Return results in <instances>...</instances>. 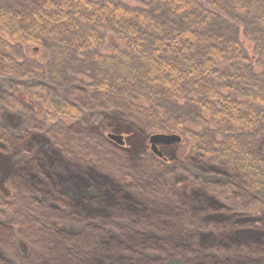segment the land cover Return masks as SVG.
Wrapping results in <instances>:
<instances>
[{"label": "trees", "instance_id": "trees-1", "mask_svg": "<svg viewBox=\"0 0 264 264\" xmlns=\"http://www.w3.org/2000/svg\"><path fill=\"white\" fill-rule=\"evenodd\" d=\"M52 61L73 81L46 119L14 80L42 84ZM99 113L180 134V171L220 179L177 182L164 154L110 141ZM0 141L8 264H264V234L239 231L264 232V0H0ZM209 225L217 259L195 247Z\"/></svg>", "mask_w": 264, "mask_h": 264}, {"label": "rangeland", "instance_id": "rangeland-1", "mask_svg": "<svg viewBox=\"0 0 264 264\" xmlns=\"http://www.w3.org/2000/svg\"><path fill=\"white\" fill-rule=\"evenodd\" d=\"M123 1L129 2V0H123ZM31 48L32 47H29L30 50ZM29 53L31 54V52ZM11 55L12 57H19L20 54L17 52H13V54ZM36 56L37 57L43 56V53L37 52ZM55 63L57 65L54 66V62L52 61V63L49 66L50 70L46 71L44 74L40 76L43 82L42 84L37 82L35 83L33 87V85L31 86V84L29 86V82L27 81H24V80L18 81V80L13 79L15 83L16 91L20 90L24 94L23 97L25 98V100H27L36 109H39V107L44 109L45 118L47 117L46 111L51 112L52 111L51 109H53V104L56 106V104H58L57 102L59 101V99L66 98L69 91L71 90V82L73 81L71 78L64 76L60 71L59 64L57 62ZM99 114L101 116H99V123L96 125V127L101 128L102 131L105 133L106 137H107V133H115V134L123 135L124 144L121 145V147H125L135 156H138V155L140 156L142 152L149 150V144L147 141H148L149 135L153 133L151 134L147 133L145 130L138 128L134 124L128 121H125L120 115H111L107 113H103V114L99 113ZM5 118L7 119V122L16 129H19V127L22 125V119L20 117H17L16 115L9 114L5 116ZM57 118L61 124H64L70 120H73L74 121L73 124L81 125L80 122L82 121V118L78 120L76 119L74 120L73 118L70 120H65L68 118H64V119L59 118V117ZM82 127H85V126L82 125ZM33 138L34 140L41 142V143H47L48 141V137L45 134H36ZM176 144H172L166 147L160 146V148L162 150V153L165 155V157L168 159L170 158V161L173 164H175L174 166L176 167L175 174H173L174 168H172V170L170 171L171 172L170 176L174 177L177 182H184L189 177L190 174L202 181H205V180H215L216 181L220 179V177L217 178V177L207 176L203 174L200 169L195 168L192 165L188 166V164L185 167V171L181 172L180 167H182V165L176 164L177 162L173 161V159H175L177 155H179L182 151V149L179 148L180 146L178 147V145ZM259 148L261 149V153H264V142L260 143ZM9 157H10V154L6 152L5 145L0 141V191L3 193H5V191L7 190V178H9V176L11 175L13 171V164L10 161ZM225 157H226L224 158L226 159L225 162H228L230 164L235 163V160L238 162V160L234 156L231 157L227 155ZM68 162L70 166L71 161L69 159H68ZM70 179L71 181L65 182L63 185L64 188L68 190H70V188L73 189V184H74L73 178H70ZM84 179H85L84 181L85 184L87 183L86 181L90 180L88 178H84ZM260 190H258L259 192L258 191L257 192L259 196H262V194H264V191H263L264 188L263 190L262 189ZM213 205L217 206V203H214ZM222 210L224 211L220 212L221 213L220 215L213 216L214 219H216L218 223H221L222 220L226 221L231 217V216L227 217V215L231 214L232 211H227L225 208ZM250 215H251L250 213H247L246 218H237V219L239 221H243L246 219L247 221H249ZM256 227L259 229H262V227L260 226H256ZM239 229L241 233L243 232L247 234H252L255 237L261 236L264 234V232H261V231L255 233L253 232V230H251L248 227H245L244 225H242L241 228ZM194 242H195V247L199 249V251H201L203 254H205L206 256L209 255L212 258L217 259L219 253L215 252V247L221 246V241H220V236H218V234L215 233L214 227L209 225L207 230L204 229L200 232L198 231L196 233ZM180 244L183 247L187 246V244H182V243ZM3 259L4 257L1 256V252H0V264H8V262ZM8 261L11 263H14L12 260H8Z\"/></svg>", "mask_w": 264, "mask_h": 264}, {"label": "water", "instance_id": "water-1", "mask_svg": "<svg viewBox=\"0 0 264 264\" xmlns=\"http://www.w3.org/2000/svg\"><path fill=\"white\" fill-rule=\"evenodd\" d=\"M107 138L119 146L124 144L123 135L121 134L107 133ZM180 140V134L158 132L149 135L148 144L153 154H155L157 157H162L163 154L159 149V146H169L172 144L179 143Z\"/></svg>", "mask_w": 264, "mask_h": 264}, {"label": "flooded vegetation", "instance_id": "flooded-vegetation-1", "mask_svg": "<svg viewBox=\"0 0 264 264\" xmlns=\"http://www.w3.org/2000/svg\"><path fill=\"white\" fill-rule=\"evenodd\" d=\"M37 50V49H36ZM123 139H124V137H123ZM166 147V146H165ZM159 149L161 150V148H160V146H159ZM149 150H150V147H149ZM151 151V150H150ZM161 152H162V150H161ZM163 154V153H162ZM155 155V154H154ZM158 158H164L165 159V157L164 156H162V157H158Z\"/></svg>", "mask_w": 264, "mask_h": 264}]
</instances>
